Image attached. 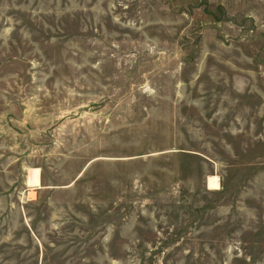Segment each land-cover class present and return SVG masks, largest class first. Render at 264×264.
<instances>
[{"label":"rangeland","instance_id":"374dc122","mask_svg":"<svg viewBox=\"0 0 264 264\" xmlns=\"http://www.w3.org/2000/svg\"><path fill=\"white\" fill-rule=\"evenodd\" d=\"M0 264H264V0H0Z\"/></svg>","mask_w":264,"mask_h":264},{"label":"bare ground","instance_id":"6f19581e","mask_svg":"<svg viewBox=\"0 0 264 264\" xmlns=\"http://www.w3.org/2000/svg\"><path fill=\"white\" fill-rule=\"evenodd\" d=\"M208 187L211 190H218L219 189V182L217 177H209L208 178ZM40 179L38 170H33L30 177H29V186L30 187H39Z\"/></svg>","mask_w":264,"mask_h":264},{"label":"crops","instance_id":"0c3cea01","mask_svg":"<svg viewBox=\"0 0 264 264\" xmlns=\"http://www.w3.org/2000/svg\"><path fill=\"white\" fill-rule=\"evenodd\" d=\"M30 177V176H29ZM40 179V178H39ZM28 181H29V178H28V180H27V185H28ZM29 186V185H28ZM34 188V187H33Z\"/></svg>","mask_w":264,"mask_h":264}]
</instances>
